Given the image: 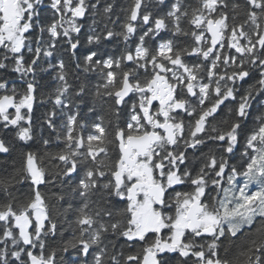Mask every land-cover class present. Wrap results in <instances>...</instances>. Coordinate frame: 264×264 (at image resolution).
I'll return each instance as SVG.
<instances>
[{"label": "snow or ice", "instance_id": "snow-or-ice-1", "mask_svg": "<svg viewBox=\"0 0 264 264\" xmlns=\"http://www.w3.org/2000/svg\"><path fill=\"white\" fill-rule=\"evenodd\" d=\"M98 5L0 0V70L23 84L0 77V154L36 139L41 88L55 133L0 175V264H264V0Z\"/></svg>", "mask_w": 264, "mask_h": 264}, {"label": "trees", "instance_id": "trees-1", "mask_svg": "<svg viewBox=\"0 0 264 264\" xmlns=\"http://www.w3.org/2000/svg\"><path fill=\"white\" fill-rule=\"evenodd\" d=\"M92 3H95L96 0H91ZM128 0H100V10L102 11V5L106 3H112L114 5V12L117 15L122 16V9L126 7ZM189 2L193 5L196 6V0H189ZM240 2H243V0H240ZM164 6H161L163 9ZM113 19H115V16H113ZM92 24V17L89 16V18L85 21L84 23V28L83 32H89V26ZM118 30V29H117ZM108 50L110 52H114L116 54L119 53L120 49L123 47V44L120 43V45H117V41L114 40L111 44L106 45ZM3 56V50H0V57ZM66 61L68 59L67 55H64L63 57ZM41 68L46 67V64H41ZM91 75V74H89ZM0 77L7 79L9 81V87L15 85L18 89L23 88V84L20 79V75L18 73H14L12 71V64L9 62L8 63V68L7 70H0ZM37 79L41 81V83H45L49 80V77L47 73H39L37 75ZM250 81L249 83H251ZM92 84L96 83V80L93 79L91 81ZM247 87V85H245ZM49 91L48 88H41L39 92L37 93V102L34 106V112H33V120H34V127L36 131V139L34 141H29L27 145L24 144V142H18V141H13L15 144L14 150L11 154H0V175L5 174V173H11L14 168H18L21 163V155L22 153L28 152V151H39L43 152V146L40 141L41 135L44 137H48L49 135H52L54 137L55 133H52L50 129H47L46 127L42 128L41 127V122L43 119V114L48 110L50 105L45 106L41 104V101L44 99V96L47 95V92ZM252 110H261L259 105H254ZM100 115H104V113H101L99 109L97 110V116L99 117ZM259 115V111H257L254 114V117L252 116V119H255L256 116ZM108 117L105 116V121L107 122ZM249 125H251V121H249ZM0 136H6L11 140V137L13 136L12 131H6L0 129ZM54 151L55 149H51ZM47 196L51 197V192L56 191V189H51V191L48 188H42L41 189ZM13 195H16L18 197L22 198L23 195L28 194V187L27 185H23L20 187L19 191H17L15 188L11 190ZM4 199V195L2 192H0V200ZM69 200L72 199V197L69 195L68 197ZM53 203H56V207L53 209V216L59 220L60 223H64V210L67 208V204L64 202H55L52 201ZM121 207L123 205H120ZM69 219L72 217L69 216ZM67 229V225H64V228L61 229V232H64ZM55 243H59V239ZM247 243V241L241 237L239 240L236 241L235 247H230V251L228 253V258L229 259H235L237 256L240 259H244L245 257L241 255L242 252L245 251L244 245ZM227 245V242H225ZM54 246V245H53ZM139 247V245H137ZM135 250V249H133ZM224 255V254H223Z\"/></svg>", "mask_w": 264, "mask_h": 264}, {"label": "flooded vegetation", "instance_id": "flooded-vegetation-1", "mask_svg": "<svg viewBox=\"0 0 264 264\" xmlns=\"http://www.w3.org/2000/svg\"><path fill=\"white\" fill-rule=\"evenodd\" d=\"M12 111V110H10ZM259 111V115L261 114V110H252V116L254 117V114ZM226 242V241H225ZM224 253L222 252L221 255H223ZM173 264H179V258L178 257H174L173 258Z\"/></svg>", "mask_w": 264, "mask_h": 264}]
</instances>
